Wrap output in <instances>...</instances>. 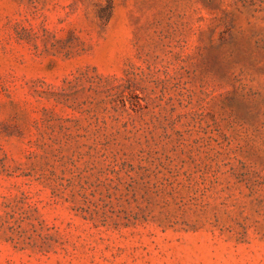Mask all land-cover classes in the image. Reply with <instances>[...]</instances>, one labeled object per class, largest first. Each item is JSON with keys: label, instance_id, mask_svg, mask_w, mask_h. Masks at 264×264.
Masks as SVG:
<instances>
[{"label": "rangeland", "instance_id": "obj_1", "mask_svg": "<svg viewBox=\"0 0 264 264\" xmlns=\"http://www.w3.org/2000/svg\"><path fill=\"white\" fill-rule=\"evenodd\" d=\"M0 264H264V0H0Z\"/></svg>", "mask_w": 264, "mask_h": 264}, {"label": "trees", "instance_id": "obj_2", "mask_svg": "<svg viewBox=\"0 0 264 264\" xmlns=\"http://www.w3.org/2000/svg\"><path fill=\"white\" fill-rule=\"evenodd\" d=\"M109 9H111V6L109 7ZM104 17H105L106 19H109V18L111 17V13H110V14L108 13V14L105 15Z\"/></svg>", "mask_w": 264, "mask_h": 264}]
</instances>
